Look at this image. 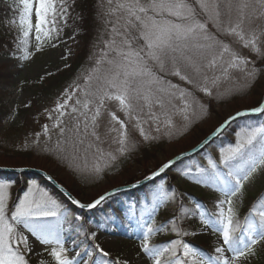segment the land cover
I'll list each match as a JSON object with an SVG mask.
<instances>
[{"label": "snow or ice", "instance_id": "snow-or-ice-1", "mask_svg": "<svg viewBox=\"0 0 264 264\" xmlns=\"http://www.w3.org/2000/svg\"><path fill=\"white\" fill-rule=\"evenodd\" d=\"M106 2L108 8L104 14L109 17V30L104 47L84 77L83 86L77 85L70 94L66 91V99L54 109L58 112L53 125L58 130L55 152L70 167L82 170L77 163L80 152L87 154L94 150L97 162L92 170L97 174L103 170L100 160L117 159L101 147L104 141L99 132L101 117L110 101L118 102L127 121H134L133 126L145 141L156 140L160 136L147 133L145 124H154L156 133L169 137L186 131L192 116L198 114L203 118L208 114L197 94L212 97L213 87L221 77H228L232 71L242 72L244 83L236 90L246 93L264 76V67L240 56L220 39V35L234 36L244 48L264 61L261 46L264 23H257L264 21V0H115V6L114 0ZM16 7L20 35L14 43L22 53L19 59L31 58L30 46L35 52H40L45 44L56 47L52 41L58 39L67 26L72 8L69 0H19ZM168 77H176L190 87H180ZM224 95L217 93L216 98ZM74 96V103L69 105L68 101ZM248 111L264 114V102ZM110 116L119 124V129L110 131L118 133L114 142L119 145L117 152L123 156L133 151L136 144L129 142L126 121L115 113ZM175 117L182 120L180 127ZM44 133L49 134L47 125ZM238 137L235 145L221 149L220 163L227 171L221 172L210 159L208 163L213 171L197 181L211 183L225 197L217 205L218 213L199 214L205 226L222 236V245L215 247V254L202 255L182 240L171 241L172 247L152 246L150 237L163 231L165 225L154 228L146 223L135 257L142 260L146 254L153 264H250L258 255V249L264 252V200L257 204L240 236L234 235L239 226L234 223L233 205V198L243 194L246 182L264 178V125H247ZM171 163L162 165L159 172L169 168ZM9 188V183L0 181V264H31L33 253L37 264H74L64 246L63 224L67 217L56 200L30 184L10 207ZM104 199L100 196L87 207L94 208ZM162 202L158 197L157 207ZM157 207L149 213L150 220ZM195 207L199 209L200 205ZM178 235L187 236L188 232H178ZM36 242L44 246L41 251H36ZM99 250L104 257L109 256L107 251ZM118 264L138 262L130 256Z\"/></svg>", "mask_w": 264, "mask_h": 264}, {"label": "rangeland", "instance_id": "rangeland-1", "mask_svg": "<svg viewBox=\"0 0 264 264\" xmlns=\"http://www.w3.org/2000/svg\"><path fill=\"white\" fill-rule=\"evenodd\" d=\"M0 2V6H4L5 9L4 17H1L0 20V96L3 97L4 103L9 106L12 114L0 123V168H35L45 171L57 181L65 184L71 193L78 194L79 199L77 200L80 203L88 205L114 189L142 182L153 173H156L162 165L180 154L196 148L229 118L235 116L233 121H237L235 127H229L230 123L222 130L218 136L219 138L217 137L218 139L222 137L225 141L212 144L210 147L201 150L202 153L198 152L190 160L173 170H170L171 168L167 169L163 176L156 181L153 180L154 182L144 184L139 188L126 190L124 193L127 194L124 196L121 195L123 192H120L97 205L98 207L102 204L103 206L109 205L112 207V211L116 207L117 212L122 211L126 214L127 212L123 210L127 207L123 208L122 206L131 203V210L128 215L132 216L135 209H137L136 196L151 197V210L153 207H157L158 197L162 198L163 202L159 203L157 211L153 213V219H149L150 212L140 218H136L134 215L132 219H129L128 222L136 218L133 224L134 227L123 225L122 221H117L115 217L106 222L96 223L86 214L68 212L53 197L51 191L42 186L36 179H25L22 187H18L13 180L0 179V181L10 184L9 206L11 207L13 200L23 195L30 184H35L52 196L60 205L61 212L67 217V221L63 224L64 246L67 249L68 258L72 259L74 264H101V261H103V264H118L121 259L130 256L135 258L138 264H153V261L146 254L143 255L142 260L135 257V252L140 247V237L145 230L146 223L151 224L154 228L165 225L163 231L150 237L149 242L152 246L164 247L167 245L172 247L171 241L182 240L198 249L202 255H214L215 247L222 245V236L218 232L214 233L210 227L205 226L199 214L203 212L206 216H211V211L218 213L217 205L225 197L211 183H198L197 181L204 179L213 171L209 167L208 161L210 159L216 162L221 172H226L227 168L220 163L221 149L235 145L239 138L238 134L245 126L264 125V114L261 115L263 121L259 124L242 123L243 121H240V119L257 117L261 113L236 115L237 112L248 111L262 103L264 99V76L261 77L260 82L254 88L246 93L236 90L244 83L242 72L232 71L228 77H221L213 87L214 95L212 97H206L202 93L197 94L201 98V103L205 104L208 114L203 118H200L198 114L192 116V122L186 131L177 132L169 137L156 133L154 124H145L144 127L147 133L160 136L156 140L145 141L133 126L134 121H127L124 112L119 108L118 102H108L100 120L99 132L101 139L104 141L101 147L106 153L111 152L116 155L117 159L115 161L100 160L99 164L103 170L97 174L92 170V165L97 162L94 150L87 154L80 152L77 163L82 170H78L70 167L68 162L60 159L55 152L58 130L53 125L56 123L58 112L54 109L58 103H63L66 99V91L70 94L77 85L83 86L84 77L88 74V70L94 65L100 50L104 47L103 42L108 38L107 32L109 30V17L104 14L108 8L107 2L106 0H93V24L95 27L90 47L94 49L89 53L84 66L60 93L35 103H31L35 97V85L40 83L45 76L66 69L81 52L83 47L81 37L84 31L81 28L79 16L77 13L69 11L67 26L63 27L59 38L52 41L56 44V47L45 44L40 52H35L34 48L30 46L31 58L22 60L19 59L22 53L16 49L14 43L20 35L19 11L16 7L19 0H0ZM113 6H115V0ZM13 20L15 23H10ZM33 23H35L34 18ZM61 23L63 24V22ZM257 23H264V21H257ZM213 31L215 30L213 29ZM31 39L34 41V37ZM220 39L240 56L255 61L258 67H264V61L257 58L250 49L244 48L236 37L220 35ZM262 40H264V37H262ZM261 46L264 47V44ZM227 58L226 54L225 59ZM251 66L249 64V67ZM209 74L211 75V73ZM168 78L180 87H190V85L176 77ZM217 93H225V95L221 99H217ZM77 95H80V93H77ZM75 98L74 96L72 100H69L68 104H73ZM253 100L258 105L255 106ZM29 106H32L29 112H20ZM110 113H115L120 120L126 121L129 142L136 144L133 151L123 156L117 152L119 145L114 142V138L118 136V133L110 131L112 128L119 129V124L111 120ZM64 119L67 120V117ZM175 121L177 127H180L183 123L179 117H175ZM45 125L49 129L48 135L44 133ZM229 129H233V133H228ZM15 151L30 152L32 156L14 155ZM105 164L108 166L105 167ZM201 169L206 171L201 172ZM262 200H264V178L246 182L243 194L233 198L234 223L239 226L234 235L240 236L242 234V230L247 227L248 218L253 215V210ZM197 204L200 205L199 209L195 207ZM181 205H184L183 208ZM142 206H147L145 199ZM225 208H227V205H225ZM180 210L181 217L178 215ZM89 211H92V209L84 212L88 213ZM189 213L196 216L198 220L196 225L185 223V220L180 221V218L183 219L186 215L190 216ZM50 219L54 220L55 218ZM255 219L259 223V217L257 216ZM85 223L91 226L89 227L90 232L86 229ZM122 225L125 229L123 231ZM184 231L188 232L187 236L178 235V232L182 233ZM69 232H71V235ZM66 234H69L68 237ZM105 235L111 236L110 239L106 238L105 240L103 238ZM114 235L115 237L112 238ZM71 238L73 240H70ZM111 241L116 244L111 245ZM30 243H33L31 238ZM97 245H99V248L96 247ZM78 246H84V250L80 251ZM35 247L36 251H41L44 246L36 242ZM101 248L107 251L109 256L104 257L99 250ZM179 253L182 254V249L179 250ZM226 255L230 256L231 253H226ZM31 264H37L35 253L32 254ZM250 264H264V252H260L258 249V255L251 259Z\"/></svg>", "mask_w": 264, "mask_h": 264}, {"label": "trees", "instance_id": "trees-1", "mask_svg": "<svg viewBox=\"0 0 264 264\" xmlns=\"http://www.w3.org/2000/svg\"><path fill=\"white\" fill-rule=\"evenodd\" d=\"M69 3L72 4V8H70L69 11L71 13H77L78 14L81 28L84 31V34L81 37L82 41H83V47L81 49V52L77 55L76 59L66 69H63V70L57 71L53 74L45 76L40 83L35 85V88H36L35 97L31 103L38 102L40 100L52 97V96L60 93L63 90V88L66 86V84L81 69V67L84 66L89 53L94 49V48L90 47L92 45L91 41H92V37L94 36L93 29L95 27L93 24V19H94V14H93L94 13L93 12L94 11V2H93V0H74V2H73V0H69ZM0 4H1V2H0ZM6 10H8V9L6 8ZM4 12H5L4 6L3 7L0 6V20H1V17H4V15H3ZM2 98L3 97L0 96V123L12 115L11 111L9 109V106L4 103ZM253 104L255 106L258 105V103L254 102V100H253ZM31 107L32 106H29L20 112L27 113L31 110ZM261 115L262 114L258 115L257 117H244V118L240 119V121L242 120L243 121L242 123H246V124H250V123L251 124H259V123H262V121H263V120H261ZM236 122L237 121H232L229 127H235ZM228 133H233V129H231V130L229 129ZM218 138L215 139L216 141L213 140L210 143L209 147L212 144H217L219 142L225 141L224 139H222V137L220 139H218ZM22 154L32 156L30 152L22 153V152H16L15 151V153H14V155H22ZM195 155L185 157V158L177 161L176 163H174L172 165L170 170H173L174 168L179 167V165H183L186 161L190 160L191 157H193ZM0 179L13 180L18 185V187H22L24 185L25 179L27 180L29 178L26 177V175H24V174L0 172ZM38 182L42 186H44L46 189L51 191L53 197L55 199H57V201H59L62 204V206L66 208V210L68 212L72 211L73 213L86 214V215L90 216L89 218H91V220L96 222V223L106 222L110 218L112 219V217H115L117 219V221H122L123 225L126 224V225H130V226L134 227L133 224H134L136 218H140L142 215H148L147 213L151 212L150 205L152 202V200H151L152 198L151 197L145 198L144 196H136L135 200H137V204H136L137 209H135V213L132 215V216L135 215L136 218H134V220H131L130 222H128V221H129V219H132V216H129L128 214L130 213L129 211L131 210V203L127 204L126 206H122L123 208L127 207L123 210V211L127 212L126 214H124L122 211L117 212L116 207H114L113 208L114 211H112V209H111L112 207H110L109 205L103 206V204L100 207L93 208L92 211H89L87 213V212H84L85 209H81V208L73 205L72 203H70L61 193H59L58 191H56L55 189L50 187L43 179H39ZM59 183L62 184L67 189L65 184H63L62 182H59ZM72 194L76 199H79L78 194L77 195L74 193H72ZM126 194L127 193L123 192L121 195L124 196ZM144 199H145V203H147V206H142ZM133 202H134V200H133ZM183 206H182V208H183ZM106 213H109V214H106ZM180 213H181V210H180V212H178L179 217H181ZM210 213L212 215L214 212L211 211ZM190 216L186 215L183 219L180 218V221L185 220L186 221L185 223H193L194 225H196L198 223L196 216H193V214H190ZM123 225H122V231L125 230ZM85 227H86V229H88L89 232L91 231V229L89 228L91 226H89L85 223ZM69 234L71 235V232H69ZM69 234H66L67 237ZM70 240H73V238H71ZM83 247L84 246H78V249L80 251H83L84 250Z\"/></svg>", "mask_w": 264, "mask_h": 264}, {"label": "water", "instance_id": "water-1", "mask_svg": "<svg viewBox=\"0 0 264 264\" xmlns=\"http://www.w3.org/2000/svg\"><path fill=\"white\" fill-rule=\"evenodd\" d=\"M264 102V99L263 101ZM242 113H250V114H258V113H254L251 111H244ZM235 117V116H234ZM234 119L230 118L227 120L229 121L227 124H223L219 129V131H215L211 136H209L207 139H205L203 142H201L196 148H194L191 151L185 152L180 154L179 156L175 157L173 160H171V164L169 166L170 169L172 167V165L174 163H176L177 161L185 158V157H189L192 155H195L196 153L200 152L201 150H203L204 148H206L214 139H216L220 133L222 132V130L227 127ZM167 169H165L163 172H159V170L157 172H159L158 175H154V173L149 176L148 178H146L145 180H143L142 182H138L135 184H132L130 186L127 187H122V188H118V189H114L102 196L105 197V199L103 201H101V203H103L104 201L110 199L112 196H115L116 194H119L120 192H125L126 190H131L134 188H139L144 184H148L150 182H152L153 180H156L157 178H159ZM0 172H10V173H16V174H24L26 175V177H28L29 179H43L50 187H52L53 189H55L56 191H58L59 193H61L70 203H72L73 205L79 207V208H83V209H93V208H89L87 207V205H84L82 203H73V201H78L73 195L72 193H70L62 184H60L56 179H54L51 175H49L47 172L39 170V169H35V168H17V169H5V168H0ZM156 172V173H157ZM81 205H84V207H81ZM95 208V207H94Z\"/></svg>", "mask_w": 264, "mask_h": 264}, {"label": "bare ground", "instance_id": "bare-ground-1", "mask_svg": "<svg viewBox=\"0 0 264 264\" xmlns=\"http://www.w3.org/2000/svg\"><path fill=\"white\" fill-rule=\"evenodd\" d=\"M108 230H109V229H108ZM110 237H111V236H110ZM110 237H108V236H106V235H105V236H103V238H105V240H106V238H107V239H110ZM114 237H115V235H114V236H112V238H114ZM109 243H110V242H109ZM112 244H116V243H113V242L111 241V245H112Z\"/></svg>", "mask_w": 264, "mask_h": 264}]
</instances>
